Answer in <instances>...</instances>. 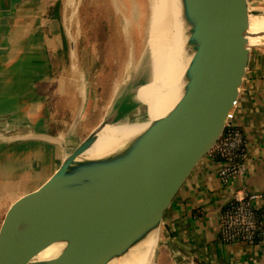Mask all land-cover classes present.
<instances>
[{
    "label": "water",
    "instance_id": "water-1",
    "mask_svg": "<svg viewBox=\"0 0 264 264\" xmlns=\"http://www.w3.org/2000/svg\"><path fill=\"white\" fill-rule=\"evenodd\" d=\"M182 5L191 57L179 99L118 151L84 154L116 110L65 150L51 175L5 210L0 264H109L150 232L157 234L178 191L221 137L251 50L249 0ZM6 118L0 115V121ZM52 243H61L58 251L40 257Z\"/></svg>",
    "mask_w": 264,
    "mask_h": 264
},
{
    "label": "crops",
    "instance_id": "crops-1",
    "mask_svg": "<svg viewBox=\"0 0 264 264\" xmlns=\"http://www.w3.org/2000/svg\"><path fill=\"white\" fill-rule=\"evenodd\" d=\"M58 5L0 0V115L7 117L0 121V203L9 199L0 221L57 168L72 124H90V131L102 119L86 110L89 85L79 87L76 70L57 64L66 42ZM248 41L247 73L230 116L244 133L245 170L223 184L213 154L197 164L160 228L174 264H264V234L254 244L218 239L220 210L236 193H259L254 204L264 217V41Z\"/></svg>",
    "mask_w": 264,
    "mask_h": 264
},
{
    "label": "rangeland",
    "instance_id": "rangeland-1",
    "mask_svg": "<svg viewBox=\"0 0 264 264\" xmlns=\"http://www.w3.org/2000/svg\"><path fill=\"white\" fill-rule=\"evenodd\" d=\"M131 5L134 6V14L130 11ZM58 6L66 42L62 49L64 54L60 53L57 64L64 62L66 69L72 66L76 70L71 78L79 87L86 83L89 85L90 98H87L86 110H94L92 116L98 120L114 110L134 109L137 105L133 99L135 87L145 80L147 69L142 68L144 64L138 70L132 69L142 60L148 32L154 28L151 26L147 32L150 19L148 1L59 0ZM248 8L264 12V0H249ZM255 27L260 29L264 25L249 22V28ZM89 128L90 124L73 123L64 137L65 149L70 151L89 132ZM8 200L2 199L0 212ZM157 236L150 264H174L160 229Z\"/></svg>",
    "mask_w": 264,
    "mask_h": 264
},
{
    "label": "bare ground",
    "instance_id": "bare-ground-1",
    "mask_svg": "<svg viewBox=\"0 0 264 264\" xmlns=\"http://www.w3.org/2000/svg\"><path fill=\"white\" fill-rule=\"evenodd\" d=\"M111 1L116 3V0ZM147 1L150 9L147 32L151 26L154 28L148 32L142 60L132 69L138 70L143 64L142 68L147 69L145 80L137 85L133 96L137 105L132 104L134 109L121 108L108 116L84 151L88 157L105 156L130 144L153 120L166 114L181 96L184 73L191 57L187 41L189 26L183 16L182 0ZM130 7L134 14V6ZM248 13L249 22L264 25V12L248 8ZM259 28L247 30V38L264 41V27ZM157 239L156 232H150L126 255L109 264H150ZM60 246L61 243L48 245L40 252V257L54 255Z\"/></svg>",
    "mask_w": 264,
    "mask_h": 264
},
{
    "label": "built area",
    "instance_id": "built-area-1",
    "mask_svg": "<svg viewBox=\"0 0 264 264\" xmlns=\"http://www.w3.org/2000/svg\"><path fill=\"white\" fill-rule=\"evenodd\" d=\"M212 154L219 160L217 175L223 184L245 170V137L231 118L226 122ZM257 192L236 193L220 210L218 239L256 243L264 234V217L256 209Z\"/></svg>",
    "mask_w": 264,
    "mask_h": 264
}]
</instances>
